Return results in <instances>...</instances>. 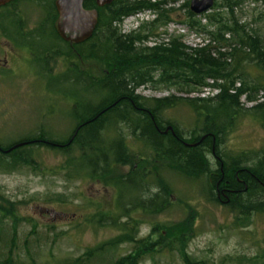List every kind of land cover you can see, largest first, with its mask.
Here are the masks:
<instances>
[{"label": "trees", "instance_id": "trees-1", "mask_svg": "<svg viewBox=\"0 0 264 264\" xmlns=\"http://www.w3.org/2000/svg\"><path fill=\"white\" fill-rule=\"evenodd\" d=\"M179 1L114 0L108 6L97 8L93 0H86L83 8L95 9L98 23L88 41L73 47V54L81 61L101 63L104 72L100 79L87 77L79 80V76L74 77L73 83L83 81V91L97 95L98 101L86 102L78 99L79 96L75 97L77 100L72 104L70 116L75 123L74 129L78 130L71 131L62 140H54L43 131L6 147L0 146V170L38 172L39 163L34 153H38L37 148L45 144L65 158L59 172L66 173V178L88 176L92 180L102 181L105 186L121 190L116 207L122 214L111 220L123 237L101 245L98 247L100 252L113 250L121 243H135L130 212L134 209L154 214L163 212L169 207L166 196L171 194L164 178L157 176L154 184L159 188V194L152 197V202L149 198L141 200L136 195L138 193L132 192L142 189L141 179L145 176L137 173L124 179L111 173L117 165L129 162L131 154L123 144V138L108 140L105 137L107 132L119 126L130 129L132 133L141 131V134L134 136L142 139L145 150L152 151L154 163L166 161L171 171L187 179L195 180L208 172L212 174L205 156L213 149L220 160L218 166L223 164V174L218 168L216 177L212 178L213 201L241 217L253 214L264 216V147L251 153V157L233 158L228 162L218 151L219 143L244 116H252L264 129V37L262 32L255 29L259 24L264 25V12L256 19L242 22V17L236 12L243 3L240 0H223L220 4H214L213 13L204 16L207 24L202 25L200 19L196 20L189 12L186 2L177 11L184 10L188 20L179 24L197 34L206 35L209 43L190 48L178 36L162 38L166 42L147 46L151 38H161L158 33L160 28L174 22L170 15L176 11L168 5ZM40 2L45 14L55 20L57 15L51 2ZM144 12L154 19L129 33H121L120 26L125 19ZM209 26L213 31L208 30ZM58 49L62 53H71L67 45L60 42ZM146 86L187 94L209 89L215 94L205 99L170 96L159 100L145 99L135 94ZM245 104L253 106L246 109ZM179 107H188L195 114L202 136L186 140L174 125L161 122L160 114ZM165 127L172 130L164 135L155 131L165 132ZM17 144L23 145L4 153ZM142 156L146 158L147 155L144 153ZM246 161H251V165L245 166ZM149 203H152L151 207ZM16 212V204L0 196V224L10 221L15 231L22 220ZM119 216L126 221L118 227ZM106 218L100 217L97 223L102 225L100 221ZM193 220L187 219L179 227L167 229V241L151 244L140 242L133 250L134 255L123 257L113 264H138L144 252L159 255L167 250L180 253L185 264H193L183 253V247L194 233ZM15 235L13 232V239H10L7 253L0 259V264H37L33 257L28 258V262H22L18 255L14 257ZM94 258L96 254L88 251L76 259L52 260L51 264H92ZM258 261L264 264V252Z\"/></svg>", "mask_w": 264, "mask_h": 264}, {"label": "rangeland", "instance_id": "rangeland-1", "mask_svg": "<svg viewBox=\"0 0 264 264\" xmlns=\"http://www.w3.org/2000/svg\"><path fill=\"white\" fill-rule=\"evenodd\" d=\"M190 1L180 0L168 5L176 11L170 15L174 22L160 28L158 33L161 38H151L147 46L166 42L162 38L178 36H181L182 43L190 48L209 43L206 35L197 34L187 26L179 24L187 23L188 19L184 10H177L180 5L188 2L190 12ZM222 1L214 0L213 6ZM240 1L243 4L236 13L242 17V22L256 19L264 12V2L260 0ZM36 2L25 0L20 5L25 32L38 28L46 16L45 12H42L43 3ZM211 13L212 9L198 16L193 15L204 25L207 24L204 16ZM153 19L149 13H140L125 19L120 31L129 33ZM255 29L262 32L264 37V25L259 24ZM208 30L213 31L212 26H209ZM163 34L165 35L162 36ZM55 55L52 70L47 69L39 74L38 69L21 66L17 71L6 74L2 83L0 82L2 148L43 131L54 140H62L75 127L70 116L72 104L77 100L75 97L79 96L78 99L86 102L98 101L97 95L83 91V81L73 83V79L79 76V80H82L83 74L87 75L85 78H102L104 71L101 63L92 60L81 61L70 53H62L57 47ZM39 76L47 80L54 77L58 82L52 80L45 83ZM135 94L141 98L157 100L170 96L205 99L212 97L215 92L204 89L201 93L187 94L173 89L166 91L162 87L153 89L146 86L138 89ZM252 106L253 104H245L246 109ZM159 118L162 123L174 125L175 130L186 140L202 136L196 116L188 107L165 110ZM130 131L119 126L116 130L107 132L105 137L108 140L121 137L125 139L131 153H146L142 142L131 137ZM263 147L264 129L261 124L252 116H244L219 143L218 151L224 161L228 162L233 158L245 159L248 155L251 157V153H256ZM37 149L38 153H34V157L39 163L38 172L26 169L12 172L0 170V196L16 204L17 216L22 219L15 231L10 221L6 220L0 224V259L5 257L9 241L13 239L15 232L13 256L18 255L22 262H28V258L33 257L37 264H51L52 260H73L91 251L96 254L92 264H113L123 257L134 255L133 250L140 242L151 244L167 241V229L169 231L170 227H179L187 219L193 218L194 233L183 247V253L193 264H259V256L264 252V216L253 214L241 217L215 203L209 172L195 180L187 179L171 171L168 163L161 162L151 167L153 172L155 171V178L149 179L152 184L149 185L148 194L149 197L157 195L154 184L156 175L164 178L171 191V194L166 196L169 207L157 214L142 209L132 210L130 217L135 243H121L113 250L98 251L101 245L123 237V233L112 225L111 219L122 214L116 207L113 187L105 186L102 181L92 180L88 176L68 179L65 177L66 173L59 172V167L65 159L59 152L53 151L45 144H41ZM206 158L211 162L208 169L213 173L215 167L210 153L206 152ZM251 163L246 161L244 165L250 166ZM137 165L142 168L140 163ZM128 171L129 168L114 167L111 173L116 176L118 172L125 174ZM146 197L145 193L139 195L141 200ZM100 217L106 218L100 221L102 225L97 223ZM125 221V218L119 216L116 224L119 227ZM138 264L185 263L180 253L167 250L159 255L144 252Z\"/></svg>", "mask_w": 264, "mask_h": 264}, {"label": "flooded vegetation", "instance_id": "flooded-vegetation-1", "mask_svg": "<svg viewBox=\"0 0 264 264\" xmlns=\"http://www.w3.org/2000/svg\"><path fill=\"white\" fill-rule=\"evenodd\" d=\"M25 0H14L11 2H8L7 4L0 6V82L2 83V79L6 74L13 73L14 71H17L21 68V66H28L29 68H35L38 69V73L41 74L42 72H45L48 70H52V63L54 60L55 55V48H58L59 42L62 45H67V47L70 49L72 55L73 54V47L79 46L74 45L70 43H66L63 40L59 38L57 35L54 25L56 22V19L53 20L49 15L44 16L43 21L39 24V27L34 29L33 31H24V20H23V12L20 8L21 3H23ZM36 3H41V0H35ZM51 2L52 6L54 7V0H44ZM40 6V5H39ZM55 9V8H54ZM42 12H44L42 10ZM46 12V11H45ZM56 12V11H55ZM5 13V14H3ZM2 14V15H1ZM57 15V14H56ZM85 43V42H84ZM83 44V43H82ZM38 74V75H39ZM83 74V73H82ZM86 74H83L82 79L84 80ZM40 77V76H39ZM77 77V76H75ZM41 78V77H40ZM45 83L51 82L52 80L55 82H58V79L50 78V79H44L41 78ZM167 129V128H166ZM165 132H162L161 130H155L158 131L159 134H165ZM77 129H74V131H77ZM141 134V131H136L132 133L130 131V136L133 137L136 141L142 142V139H139L135 137L134 135ZM123 144H125V139H123ZM10 153V152H9ZM131 153V152H130ZM141 154V153H140ZM143 155V154H142ZM142 155H138L135 153L129 154V162L123 164V165H117L118 168H129V171L125 174L119 173L116 175V177L124 179H127L131 174H139L141 176H145L144 179H141V187L140 191L137 192V190H134L132 193L136 195H140L145 193L147 195L146 198H149L152 202V196L149 197V185L152 183L149 182V179L154 177L155 171L151 169V167L154 164H157L159 162L154 163L153 154L151 150L146 151V158H144ZM211 159L214 163L215 171H213L212 174H209L210 176V183L212 182V178L216 177V172L218 168L222 172L223 164L220 163L218 166V162L220 161L215 153L212 151L210 152ZM206 162L208 164V167L210 168L211 162H209L205 156ZM137 163H140L142 165V168H139ZM162 163H166L162 162ZM144 164V165H143ZM149 165V167H146ZM135 176V175H134ZM159 175H156V177ZM155 178V177H154ZM165 180V179H164ZM129 184V183H128ZM132 182L130 183V186H132ZM135 184V183H134ZM217 185H215V191L217 190ZM110 187V186H109ZM113 191L115 194V202L119 199V193L121 192L120 189L117 187H113ZM157 194H159V188L156 187ZM150 202V201H149ZM120 204V202H119ZM117 205V204H116ZM148 205V201H147ZM152 206V203H149V207ZM138 211V210H137Z\"/></svg>", "mask_w": 264, "mask_h": 264}, {"label": "water", "instance_id": "water-1", "mask_svg": "<svg viewBox=\"0 0 264 264\" xmlns=\"http://www.w3.org/2000/svg\"><path fill=\"white\" fill-rule=\"evenodd\" d=\"M14 0H0V6ZM86 0H54V8L57 19L54 25L59 38L66 43L79 45L88 41L98 23V14L95 9L86 10L83 3ZM97 8L110 5L114 0H93ZM214 0H191L189 3L190 12L194 15H201L209 12L213 7ZM172 129L168 127L167 131ZM23 144H17L4 153H9Z\"/></svg>", "mask_w": 264, "mask_h": 264}, {"label": "bare ground", "instance_id": "bare-ground-1", "mask_svg": "<svg viewBox=\"0 0 264 264\" xmlns=\"http://www.w3.org/2000/svg\"><path fill=\"white\" fill-rule=\"evenodd\" d=\"M204 162V161H203ZM218 164V163H217Z\"/></svg>", "mask_w": 264, "mask_h": 264}]
</instances>
